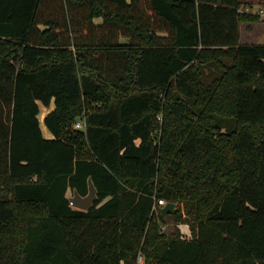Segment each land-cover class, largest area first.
Wrapping results in <instances>:
<instances>
[{
  "label": "trees",
  "instance_id": "1",
  "mask_svg": "<svg viewBox=\"0 0 264 264\" xmlns=\"http://www.w3.org/2000/svg\"><path fill=\"white\" fill-rule=\"evenodd\" d=\"M242 6L0 0V264H264V43L240 41L262 17Z\"/></svg>",
  "mask_w": 264,
  "mask_h": 264
},
{
  "label": "rangeland",
  "instance_id": "2",
  "mask_svg": "<svg viewBox=\"0 0 264 264\" xmlns=\"http://www.w3.org/2000/svg\"><path fill=\"white\" fill-rule=\"evenodd\" d=\"M242 1H243L242 8L252 12L253 14L257 13L259 8L264 7V0H242ZM261 17H262V19L254 21V23L256 24V28H255L256 32L254 31V33H252V34L255 37L251 36V38H250L253 41L264 42V22H263V18L264 17L263 16H261ZM98 20H101V18H98ZM245 23L246 22H242L241 23V30L243 32V39L244 40H245V33L244 32H247V29H246L247 25ZM40 106H41L40 120H41V123H42L43 122L42 115L43 114H47L50 110H52L54 108V105L47 107V106H44L41 103ZM78 120H81V121L85 122V118L81 117V116L78 118ZM44 132H45V134H48L46 132H49V134H51L50 131H47L46 129H44ZM68 195L71 196V197L73 196V193H72L71 190L68 191ZM178 207L179 206L176 203V208L178 209ZM163 218H164V221L161 222V230L163 232H165L166 234H169V233L173 232V230L175 228L180 227V228H182L183 233H184L185 236L189 237L191 235V232H190V229H189L188 225L186 223H183V222L182 223H178L176 221L175 215L172 212L167 213L165 216H163ZM139 264H143V262L139 261Z\"/></svg>",
  "mask_w": 264,
  "mask_h": 264
},
{
  "label": "water",
  "instance_id": "3",
  "mask_svg": "<svg viewBox=\"0 0 264 264\" xmlns=\"http://www.w3.org/2000/svg\"><path fill=\"white\" fill-rule=\"evenodd\" d=\"M89 183L90 189L86 196H82L79 192L75 191L74 195L71 197V203L73 206L87 210L93 205L95 199L97 198V189L92 180H90ZM160 211L163 216L170 212H176V203L168 201L165 205L161 206Z\"/></svg>",
  "mask_w": 264,
  "mask_h": 264
},
{
  "label": "crops",
  "instance_id": "4",
  "mask_svg": "<svg viewBox=\"0 0 264 264\" xmlns=\"http://www.w3.org/2000/svg\"><path fill=\"white\" fill-rule=\"evenodd\" d=\"M263 22H264V18H263ZM247 26V32H244L245 33V40L243 39V32H242V30H241V38H240V41L242 42V43H250V44H256V43H264V42H260V41H253V40H251L250 38H251V36H254L252 33H254V31L256 32V24L254 23V22H251V23H245ZM255 37V36H254ZM255 39V38H254ZM51 106H53V105H51ZM42 118L44 119V117L42 116ZM43 124V128L44 129H46L47 131H49L48 129H47V127L45 126V124L44 123H42ZM45 133V132H44ZM46 133H48V134H45L46 136H51V134H49V132H46Z\"/></svg>",
  "mask_w": 264,
  "mask_h": 264
},
{
  "label": "built area",
  "instance_id": "5",
  "mask_svg": "<svg viewBox=\"0 0 264 264\" xmlns=\"http://www.w3.org/2000/svg\"><path fill=\"white\" fill-rule=\"evenodd\" d=\"M259 15H261V16H263L264 17V7H261V8H259V10H258V12H257ZM75 126L76 127H78V128H85V122H83V121H81V120H78L77 122H76V124H75ZM166 204V200L165 199H159L158 200V205L159 206H163V205H165ZM143 257L141 256L140 258H139V261L140 262H143V259H142Z\"/></svg>",
  "mask_w": 264,
  "mask_h": 264
}]
</instances>
